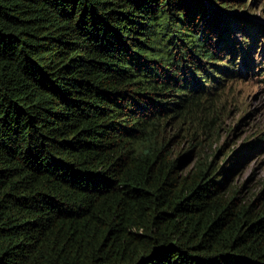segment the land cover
<instances>
[{
    "label": "trees",
    "instance_id": "trees-1",
    "mask_svg": "<svg viewBox=\"0 0 264 264\" xmlns=\"http://www.w3.org/2000/svg\"><path fill=\"white\" fill-rule=\"evenodd\" d=\"M235 2L0 0V264H264V203L167 132L254 67Z\"/></svg>",
    "mask_w": 264,
    "mask_h": 264
},
{
    "label": "rangeland",
    "instance_id": "rangeland-1",
    "mask_svg": "<svg viewBox=\"0 0 264 264\" xmlns=\"http://www.w3.org/2000/svg\"><path fill=\"white\" fill-rule=\"evenodd\" d=\"M235 1H243L241 11L236 13L244 19L238 21L240 28L259 37L251 54L254 67L245 78L228 83L222 92L214 108L216 129L213 137L208 139L200 135L201 125L194 121L180 126L181 130L172 124L167 132L176 134L171 147L174 155L181 156L183 171L191 167L195 154H198L196 148H190L192 134L197 132L199 138L196 136V141L205 147L200 153L218 168L220 174L226 171L227 183L240 191V198L256 197L260 205L264 203V82L261 81L264 71V0ZM238 32L236 41L242 39ZM238 62L239 66L241 61ZM203 138L206 140L200 142Z\"/></svg>",
    "mask_w": 264,
    "mask_h": 264
}]
</instances>
